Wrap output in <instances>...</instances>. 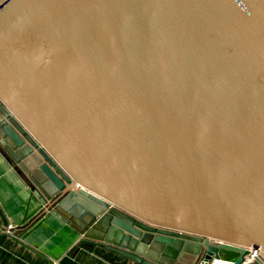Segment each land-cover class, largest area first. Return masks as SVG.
Listing matches in <instances>:
<instances>
[{"label":"water","instance_id":"1","mask_svg":"<svg viewBox=\"0 0 264 264\" xmlns=\"http://www.w3.org/2000/svg\"><path fill=\"white\" fill-rule=\"evenodd\" d=\"M0 147L39 203L13 235L264 264V0H0Z\"/></svg>","mask_w":264,"mask_h":264},{"label":"crops","instance_id":"2","mask_svg":"<svg viewBox=\"0 0 264 264\" xmlns=\"http://www.w3.org/2000/svg\"><path fill=\"white\" fill-rule=\"evenodd\" d=\"M0 209L19 229L26 227L39 209L28 181L1 147ZM12 237L0 231V264H135L108 251L89 254L74 248L77 233L51 215H44Z\"/></svg>","mask_w":264,"mask_h":264},{"label":"built area","instance_id":"3","mask_svg":"<svg viewBox=\"0 0 264 264\" xmlns=\"http://www.w3.org/2000/svg\"><path fill=\"white\" fill-rule=\"evenodd\" d=\"M12 231H13V226H11V225H9L6 229H4V233H5L6 235L11 236V237L13 236ZM248 259L253 260V263H254L255 260H256V256H255V254H253L252 256H250ZM214 261H215V260L212 259L211 264H212ZM199 262H200V264H203V259H200Z\"/></svg>","mask_w":264,"mask_h":264},{"label":"rangeland","instance_id":"4","mask_svg":"<svg viewBox=\"0 0 264 264\" xmlns=\"http://www.w3.org/2000/svg\"><path fill=\"white\" fill-rule=\"evenodd\" d=\"M14 236V235H13ZM12 238H15V237H12ZM17 240H19L18 238H16Z\"/></svg>","mask_w":264,"mask_h":264}]
</instances>
